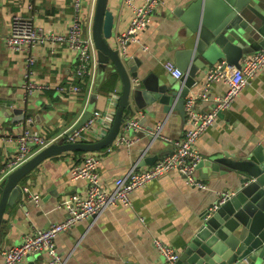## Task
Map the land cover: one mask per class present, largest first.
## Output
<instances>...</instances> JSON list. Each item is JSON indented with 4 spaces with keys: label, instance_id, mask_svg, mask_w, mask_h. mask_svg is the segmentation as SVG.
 <instances>
[{
    "label": "crops",
    "instance_id": "1",
    "mask_svg": "<svg viewBox=\"0 0 264 264\" xmlns=\"http://www.w3.org/2000/svg\"><path fill=\"white\" fill-rule=\"evenodd\" d=\"M96 1L83 0L81 13L88 21L94 18ZM146 1L135 0L134 4L140 7ZM194 1H160L150 15L147 28L137 36L140 42L132 41L127 48V54L139 60L140 76L151 72L169 76L165 63L173 61L176 64L171 44L182 27L173 12ZM108 8L115 16L113 43L118 47V38L129 29L134 10L124 0H108ZM73 13L72 0H0V177L16 154L15 139L24 129L23 120H30L26 124L28 129L51 139L81 120L93 95L96 98L91 106L96 111L116 109L112 93L121 94V80L118 76L110 78L108 73L99 79V65L92 89L88 81L87 90L80 95L60 91L61 87L80 84V80L73 77L77 54L67 46L54 47L46 43L26 53L13 52L7 47L6 37L14 16L31 18L36 26L47 32L66 34ZM144 46L148 49L144 50ZM28 56L34 59L29 68ZM210 68L212 66L200 72L199 83L189 95L197 99V108L202 112L214 111L216 100L228 91L224 82H214L207 92L208 99L201 98ZM139 78H134L133 82ZM28 79L44 89L27 94L24 85ZM17 109H22L23 115H16ZM134 119L148 128L162 126V134L171 140L181 139L188 127L175 111L168 115L137 111ZM122 133L130 138L137 137L135 144L129 148L112 145L96 152L100 156L101 184L108 189L113 188L115 178L133 166L149 167L153 165L152 159L146 164V158L157 155L162 158L173 149L170 143L153 140L150 135L133 131ZM258 145L264 147V68L249 81L229 109L219 112L215 124L198 140L197 150L206 158L218 151L236 154ZM85 155L66 152L53 156L21 180L22 198L15 207L7 208L10 213L5 214L6 222L1 225L0 264L7 249L19 245L34 230L63 221L67 216L66 204L86 197V181L71 178L73 168L81 164ZM196 177L207 189L191 186L183 175L172 171L138 189L132 195L131 207L115 206L58 235L55 248L61 264H167L154 246L156 239L170 244L181 255L202 212L221 194H232L235 190L219 173H212L208 168L203 172L197 170ZM50 261L48 253H40L31 254L23 264H49Z\"/></svg>",
    "mask_w": 264,
    "mask_h": 264
},
{
    "label": "water",
    "instance_id": "2",
    "mask_svg": "<svg viewBox=\"0 0 264 264\" xmlns=\"http://www.w3.org/2000/svg\"><path fill=\"white\" fill-rule=\"evenodd\" d=\"M173 15L182 23L171 44L182 77L154 72L140 76L139 60L113 43L115 16L108 8V0L96 1L92 36L99 79L108 73L118 76L122 83L112 127L96 142L54 143L9 174L0 184V229L6 222L5 214L10 213L7 208L15 207L22 198L21 180L41 162L66 152L93 153L112 146L123 122L133 119L137 111L165 115L175 111L186 121V100L198 85L201 71L221 62L240 69L243 58L264 49V0H195L177 7ZM134 78H139L137 83ZM95 98L93 95L88 110L71 131L83 126L96 111L91 106ZM197 105L198 102L199 110ZM14 113L21 116L23 110ZM146 159V164L151 159L154 164L161 157ZM204 168L219 173L235 190L202 212L176 264H264V147L258 145L236 154L215 152L197 166L199 172Z\"/></svg>",
    "mask_w": 264,
    "mask_h": 264
},
{
    "label": "built area",
    "instance_id": "3",
    "mask_svg": "<svg viewBox=\"0 0 264 264\" xmlns=\"http://www.w3.org/2000/svg\"><path fill=\"white\" fill-rule=\"evenodd\" d=\"M135 0H124L125 4L134 10V18L126 33L118 38V48L126 52L132 41L140 42L137 39L139 32L148 26L150 15L158 8L161 0H147L143 6H135ZM74 13L68 32L60 34L47 32L42 27H38L31 18L20 15L13 17L9 34L6 37L7 47L18 53H26L38 45L50 43L52 46H67L77 54L74 78L80 80L79 85L61 87L63 93L80 95L82 85L86 84V79L90 82V87L95 84L98 70L97 50L92 36L93 18L89 21L81 13L83 0H72ZM88 27V29H86ZM144 50L148 48L143 47ZM28 68L34 63L31 56L26 57ZM224 63L217 64L207 72L205 89L201 96L207 100V92L214 82H224L228 86V91L217 101V108L212 112H202L196 109L197 99L187 98L185 110L187 114L186 122L188 127L184 136L178 140H171L162 134V126L148 128L138 119H128L123 122L121 133L114 141L113 146L127 148L133 146L137 140L130 138L122 132L133 131L136 134L150 135L153 140H163L170 143L173 149L160 160L149 167L139 168L133 166L124 175L115 178L112 189L105 188L101 184L99 173V154L96 152L86 153L80 165L73 168L71 178L81 179L87 183V195L83 198H75L66 204V218L61 222L52 223L45 229L34 230L26 235L24 240L17 246L10 247L3 253L2 264H23L25 259L31 254L48 253L51 261L49 264H61L55 248V239L58 235L71 230L79 222L94 219L106 210L118 205L132 206V195L140 188L152 181L172 172L177 171L184 176L191 186L199 189H207L206 184L196 177L197 166L203 160L202 155L197 150V143L200 137L211 128L218 117L219 112L229 109L241 94L250 80L256 77L258 72L264 68V49L253 55L247 56L241 61V68L229 70ZM166 71L174 78L180 79L183 73L176 67L173 61L165 63ZM134 83H137L135 81ZM27 94H32L36 90L44 89L43 86L27 80L24 85ZM116 108L120 94L112 93ZM115 111L107 112L95 111L90 119L79 129L71 131L74 126L66 129L51 139H46L36 132L26 127L28 119L23 120L20 130L15 139L17 151L13 158L9 160L6 167L1 171L0 181L2 182L9 174L26 163L34 155L48 146L63 141L64 143H92L101 140L107 135L112 127ZM230 193H223L219 199L223 201ZM37 200V198H35ZM154 246L159 254L165 259L167 264H176L180 254L168 243L156 239Z\"/></svg>",
    "mask_w": 264,
    "mask_h": 264
},
{
    "label": "trees",
    "instance_id": "4",
    "mask_svg": "<svg viewBox=\"0 0 264 264\" xmlns=\"http://www.w3.org/2000/svg\"><path fill=\"white\" fill-rule=\"evenodd\" d=\"M109 77H110V78H114L115 76H113V75H109ZM86 82L88 83V79H86ZM87 83H86V85H84V84L82 85V91H83V90H87V87H88V86H87V85H88ZM0 232H1V231H0Z\"/></svg>",
    "mask_w": 264,
    "mask_h": 264
}]
</instances>
